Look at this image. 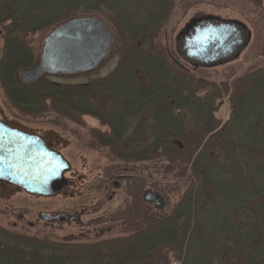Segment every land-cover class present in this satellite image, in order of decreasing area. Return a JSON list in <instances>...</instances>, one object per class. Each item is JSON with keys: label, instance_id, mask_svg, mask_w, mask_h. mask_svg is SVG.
Here are the masks:
<instances>
[{"label": "trees", "instance_id": "1", "mask_svg": "<svg viewBox=\"0 0 264 264\" xmlns=\"http://www.w3.org/2000/svg\"><path fill=\"white\" fill-rule=\"evenodd\" d=\"M177 1L153 0L151 16L141 20L138 10L125 12L108 0H0V90L7 106L24 118L63 119L73 136L102 151L109 183L115 169L128 173L121 205L84 225L85 232L57 238L23 224L18 231L0 226V264H264V145L242 133L264 124V100L254 102L264 95V66L219 81L201 76L207 68L184 61L175 38L169 46L160 40ZM244 1L264 15V0ZM83 15L110 26L116 66L86 82L47 75L22 82L19 70L39 55L36 37ZM222 98L229 109L224 120L217 115ZM84 117L98 125H86ZM157 160L149 175L131 171ZM178 183L183 191L170 209L142 199L146 188L167 198ZM203 209L209 214L202 219ZM115 226L124 232L109 235Z\"/></svg>", "mask_w": 264, "mask_h": 264}, {"label": "rangeland", "instance_id": "2", "mask_svg": "<svg viewBox=\"0 0 264 264\" xmlns=\"http://www.w3.org/2000/svg\"><path fill=\"white\" fill-rule=\"evenodd\" d=\"M113 7L122 11L138 10V19H145L151 16L153 8V0H108ZM200 14H213L224 18H235L247 25L251 31V38L248 45L242 50L239 56L230 61L220 65H216L207 69L199 70V74L211 80L219 81L228 73L240 74L245 70L257 66H264V15L258 8H253L248 2L244 0H178L171 13V16L166 24V27L162 30L160 40L164 45L169 46V43L175 38L178 30L193 16ZM102 19L101 17H99ZM248 21H246V20ZM104 20V19H102ZM105 21V20H104ZM45 36V35H44ZM42 39L36 37L37 51L40 52L42 45ZM39 56V55H38ZM119 60L118 54L109 52L104 61L97 66L94 70L70 74V75H54L49 76L51 80L57 82H86L90 79L103 77L107 75L117 64ZM262 97L255 98L254 102L264 100ZM0 101L6 109L8 119L17 113L7 107L2 91L0 90ZM229 109L226 98H222L218 104L217 115L224 120L228 115ZM19 119V118H18ZM52 120L59 121L60 124L65 122L53 114H47L43 118L32 119L24 118L19 119L21 125L28 127H40L49 128L51 135L56 137L55 141H52L53 145H57V149L65 156L70 162L72 168H74L79 175H81L80 183L83 185V192L77 198H67L64 194H58L51 199L28 196L22 191H13L8 193H0V226L11 231H18L17 226L21 224L28 226L30 232L41 230L49 232L57 238L67 236L70 233H75L81 230L85 232L84 225L95 224L99 221V217L103 215V212L107 210H113L121 205V200L124 197V188H120L115 191L114 198L111 200H103L100 193L95 186L100 180L97 174L100 173L99 169L104 165L105 160L102 158V152L100 149H92L86 146L82 141L83 139L77 136L69 135L64 132H60L62 125L56 126ZM85 124L88 126L96 125V121L90 117H84ZM17 122L18 124H20ZM69 127L76 128L73 124L68 123ZM242 128V127H241ZM68 130V129H67ZM77 130V129H76ZM255 135L256 141L261 145H264V124H260L257 129L243 127L242 133L246 132ZM78 135L79 131L77 132ZM160 160L153 162L138 163V167L132 168V172H143L150 174L153 164H160ZM124 168L129 169V164H122ZM68 173H65V177ZM183 186H173L170 190H167V198H165L167 208H171L176 200L181 195ZM165 197V196H164ZM50 208L53 211H62L75 208L78 213L76 220L70 223H57V224H44L39 221L37 214L44 211L46 208ZM165 208V207H164ZM48 209V211H52ZM86 209H89L86 211ZM21 214V219L18 217ZM209 212L206 209L201 210L200 218H205ZM29 221L33 222V227H30ZM17 225V226H15ZM90 226V225H89ZM36 229V230H35ZM88 231L95 229L92 227L87 228ZM124 232V229L120 227H113L109 235H119ZM177 264V263H174Z\"/></svg>", "mask_w": 264, "mask_h": 264}, {"label": "water", "instance_id": "3", "mask_svg": "<svg viewBox=\"0 0 264 264\" xmlns=\"http://www.w3.org/2000/svg\"><path fill=\"white\" fill-rule=\"evenodd\" d=\"M251 31L235 18L213 14L191 17L177 32L175 48L190 65L210 68L236 59L248 45ZM113 34L108 23L94 15L65 20L43 38L36 62L18 72L24 83L43 76L88 72L109 54ZM71 168L63 154L37 134L10 126L0 119V181L19 187L31 196L52 197L67 184ZM144 202L158 210L166 204L162 193L151 188L142 192ZM45 220L52 216L41 214ZM60 214L58 219H67Z\"/></svg>", "mask_w": 264, "mask_h": 264}, {"label": "flooded vegetation", "instance_id": "4", "mask_svg": "<svg viewBox=\"0 0 264 264\" xmlns=\"http://www.w3.org/2000/svg\"><path fill=\"white\" fill-rule=\"evenodd\" d=\"M6 113H7L6 109L1 104V101H0V119L1 120L5 121L6 123H8L12 127L24 130V131L32 133V134H37V135L42 136L51 148L58 150L56 148L57 145H53V143H52V141H55L57 138L54 137L53 135H51L50 131H48V130H50L49 128H40V127H36V126L35 127L26 126L25 127V126L21 125V123L19 122L20 121L19 119H22V116H20L17 112H16L17 114L14 116H11L10 119H8V117H7V114L9 112L7 114ZM17 122H19L20 124H18ZM59 125H62V126H59ZM96 125H98V123H96ZM56 126L60 127V130H59L60 132H64L66 134L72 135L67 130V128L64 124H56ZM82 141L85 143L84 140H82ZM86 146H88V145L86 144ZM102 158L104 160L106 159L103 153H102ZM104 166H105V163H104V165L101 166V169H103ZM101 169H99L100 173L97 174V177H99V179H100L97 183V184H100V187H99V189H97V191L100 193L101 198L103 200H111L114 198L115 191L123 187V182L125 181L126 177H128V173H126L125 171L120 172L117 169H115V171L112 172V174H110L112 176V178H111L110 183H109L108 177L106 178V176H103ZM66 173H68V176H66L67 184L64 187V189L58 194H64L65 197L70 198V199L77 198L79 195L82 194L83 189H84L83 185H85V184H82L79 182V180L81 179L82 176L79 175L77 173V171L74 168H72V166L69 169V171H67ZM6 191H8V192H13V191L24 192L23 190H21L17 186H14L12 184L0 181V193H3V194L8 193ZM57 195H55V196H57ZM28 196H31V195H28ZM55 196H52V197H55ZM33 197H36V198L40 197V198H46V199L52 198V197H41V196H33ZM147 204H149V203H147ZM48 209H50V208L48 207L44 211L39 212L37 214L38 220L42 221V223L48 224V225L49 224H51V225L57 224V223H70L71 224V222H73V220L77 219L78 213H79L75 210V208H72V207H70L69 209H66V210H62V211H53L52 209H50L52 211H48ZM117 209H118V207H116L113 210H107V211L103 212V215L100 216L99 219L102 220V219L106 218V216L108 214H110L112 211L117 210ZM88 210L89 209H86V211H88ZM41 214L50 215V216H52V219L45 220V219L41 218ZM60 214L68 215V218L64 219V220H60V219H58V215H60ZM18 217L21 219L22 215L18 214ZM28 223L30 224L29 225L30 227H33V225H32L33 222L29 221Z\"/></svg>", "mask_w": 264, "mask_h": 264}]
</instances>
